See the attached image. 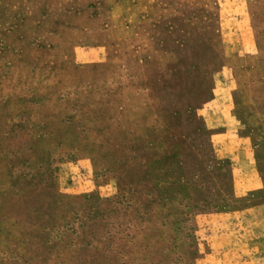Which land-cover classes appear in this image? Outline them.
Wrapping results in <instances>:
<instances>
[{
  "label": "rangeland",
  "instance_id": "374dc122",
  "mask_svg": "<svg viewBox=\"0 0 264 264\" xmlns=\"http://www.w3.org/2000/svg\"><path fill=\"white\" fill-rule=\"evenodd\" d=\"M0 264H264V0H0Z\"/></svg>",
  "mask_w": 264,
  "mask_h": 264
}]
</instances>
